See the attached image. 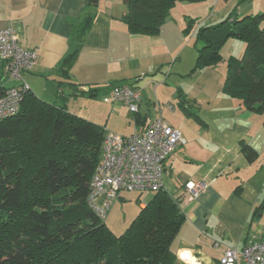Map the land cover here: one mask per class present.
I'll list each match as a JSON object with an SVG mask.
<instances>
[{
    "label": "crops",
    "instance_id": "crops-1",
    "mask_svg": "<svg viewBox=\"0 0 264 264\" xmlns=\"http://www.w3.org/2000/svg\"><path fill=\"white\" fill-rule=\"evenodd\" d=\"M213 1L216 5L221 1L232 3L231 8L238 0ZM180 5L174 7L159 34L149 36L128 31L122 19L127 11L123 0H98L97 4L92 0H0V29L14 28L22 47L37 51V61L23 73V79L40 99L64 105L82 116L71 106L85 103L83 99L89 96L77 95L76 91L100 89L91 98L102 95L104 101L110 86L127 84L141 91L139 111L131 113L120 101H104L97 104L96 112L106 116L104 113L110 111L105 123V119L90 121L110 131L119 129L117 117L124 118L130 134L119 133L123 136L143 131L157 118L181 131L186 143L179 145L165 164V172L174 184L173 192H179L182 198L185 215L173 243L177 262L220 264L227 248L241 250L254 239L264 242V219L260 218L264 210L252 218L264 194V114L247 110L242 100L224 93L227 60L233 55L225 57L222 52L230 43L241 45L237 39H229L223 46L224 59L219 65L191 73L201 45L196 42V30L204 24L195 22L196 29L187 33L191 17L176 13ZM229 8L220 11L221 22L232 13L225 16ZM235 9L236 18L261 13L264 0L257 6ZM90 14L94 15L93 23L69 70L70 82L75 84L71 87L64 82L67 80L60 74L59 66L77 46L74 30ZM219 15L209 16L208 25H218L219 21L213 19ZM20 83L8 77L6 63L0 59V84L8 88ZM178 99L181 102L176 108L174 101ZM242 143L257 152L254 161H248L241 152ZM190 181L208 183L195 201H187L184 193L185 184ZM146 203H141V208ZM254 223L258 231L251 233Z\"/></svg>",
    "mask_w": 264,
    "mask_h": 264
},
{
    "label": "trees",
    "instance_id": "trees-1",
    "mask_svg": "<svg viewBox=\"0 0 264 264\" xmlns=\"http://www.w3.org/2000/svg\"><path fill=\"white\" fill-rule=\"evenodd\" d=\"M123 1L127 11L122 19L128 31L154 36L177 4L207 0ZM235 10L218 25L197 27L196 42L202 45L191 73L219 65L229 39L244 42L243 57L227 60L223 90L242 100L247 110L264 114V12L236 18ZM189 19L187 33L196 22ZM93 20L94 15H88L74 30L77 46L59 66L71 87L75 84L69 70ZM117 85L122 84L110 86L109 91ZM5 90L0 84V97ZM99 91L76 93L95 97ZM105 131L31 90L25 92L19 112L0 122V264H178L173 243L185 221L179 192L165 188L152 192L121 235L89 206ZM241 152L250 162L258 156L246 143ZM263 210L264 194L252 218Z\"/></svg>",
    "mask_w": 264,
    "mask_h": 264
},
{
    "label": "built area",
    "instance_id": "built-area-1",
    "mask_svg": "<svg viewBox=\"0 0 264 264\" xmlns=\"http://www.w3.org/2000/svg\"><path fill=\"white\" fill-rule=\"evenodd\" d=\"M37 57V51L22 47L14 28L0 29V59L6 63L8 77L21 81L20 85L6 88L0 97V122L19 112L24 94L30 90L23 73L34 66ZM140 100V89L127 84L114 86L104 98L105 102L124 103L131 113L139 111ZM185 143L181 131L163 118H157L143 131L129 136L106 130L102 160L94 172L88 194L91 209L105 220L123 193L156 192L164 188L166 161ZM207 187L205 181L187 182L184 187L187 201L197 200ZM220 264H264V242L251 240L241 250L229 247Z\"/></svg>",
    "mask_w": 264,
    "mask_h": 264
},
{
    "label": "rangeland",
    "instance_id": "rangeland-1",
    "mask_svg": "<svg viewBox=\"0 0 264 264\" xmlns=\"http://www.w3.org/2000/svg\"><path fill=\"white\" fill-rule=\"evenodd\" d=\"M259 1L260 0H247V1L243 2V1L238 0L232 5L231 8H229V7L231 6L232 3L230 5H228L227 2H224V1H221L219 3V5H216L215 1H213V0H211V1L208 0L207 2H200L202 4L180 2V3H182V5H180V7H178L176 9V13H179V12L187 13L196 22L203 23L204 25H208L209 19H207V18L209 16H211L214 13H219L220 14L219 17L214 18L213 21H215V22L219 21V24H220L221 21H223L220 11H225L226 8H229L227 10V12L225 13V16H227L229 14V12L235 10V8L238 6L246 9L249 6H251V4L257 6ZM235 16H236V12H235ZM210 23H212V22L210 21ZM236 42H238V44H241V45H232L230 43L225 49H223L222 53L225 57L230 56V55H233L237 58L243 57V55L245 54L246 44L242 41H239V40H236ZM80 97H82V96H80ZM83 100H86V102L83 104L82 103L78 104L77 106L73 104L74 106H71V107L73 109H75L76 111H78L79 113H81V115L83 117H85L86 119H89V120L94 119V121H96V120L103 121V119H105L104 120V123H105L110 111H107V113H104L106 116H100L96 112L97 104L100 105L101 103L103 104V102H104L103 96L101 95L94 100L91 97H88V98L85 97V99H83ZM170 101L171 102L169 105L172 106L173 105V98ZM177 101H178V104H177ZM180 102L181 101L179 99L174 101V105L176 108H179ZM184 112H183V114L186 117L190 116L189 112H187L188 114L184 113ZM116 123H117L116 125L119 127V129L113 130V128H112L113 131L112 130H110V131H112V132L116 131L118 133L126 134V135L130 134V128L128 126V122L124 118L120 119L117 117ZM164 180H165V188H167L170 192L174 193L173 192L174 191L173 190L174 184L170 183L169 174H167L165 171H164ZM259 180L261 182V178ZM152 196H153L152 192H144V193L127 192V193H123L122 198L117 199V201L118 200L119 201L117 204H115L114 208L111 209L110 214L105 219V223L116 235L123 234L126 231V229L130 226L132 221L137 217L139 212L141 211V203L148 201ZM262 217L264 219V214L260 218H262ZM257 231H258V226L255 225V223H254L253 225H251V233H254Z\"/></svg>",
    "mask_w": 264,
    "mask_h": 264
},
{
    "label": "water",
    "instance_id": "water-1",
    "mask_svg": "<svg viewBox=\"0 0 264 264\" xmlns=\"http://www.w3.org/2000/svg\"><path fill=\"white\" fill-rule=\"evenodd\" d=\"M92 2H93L94 4H97V3H98V0H92Z\"/></svg>",
    "mask_w": 264,
    "mask_h": 264
},
{
    "label": "bare ground",
    "instance_id": "bare-ground-1",
    "mask_svg": "<svg viewBox=\"0 0 264 264\" xmlns=\"http://www.w3.org/2000/svg\"><path fill=\"white\" fill-rule=\"evenodd\" d=\"M185 256H187V255L185 254Z\"/></svg>",
    "mask_w": 264,
    "mask_h": 264
}]
</instances>
